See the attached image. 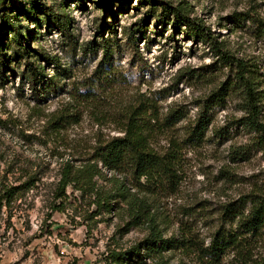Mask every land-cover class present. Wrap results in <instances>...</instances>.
Instances as JSON below:
<instances>
[{"label":"rangeland","instance_id":"obj_1","mask_svg":"<svg viewBox=\"0 0 264 264\" xmlns=\"http://www.w3.org/2000/svg\"><path fill=\"white\" fill-rule=\"evenodd\" d=\"M162 2L204 36L173 16L163 25ZM4 15L58 93L35 97ZM260 21L264 0H0V264H264V228L240 227L264 195V150L243 88L218 93L244 65L264 123ZM134 113L169 163L160 178L95 159ZM200 117L209 126L196 137ZM153 228L166 249L146 246ZM232 236L215 258L214 239Z\"/></svg>","mask_w":264,"mask_h":264},{"label":"trees","instance_id":"obj_2","mask_svg":"<svg viewBox=\"0 0 264 264\" xmlns=\"http://www.w3.org/2000/svg\"><path fill=\"white\" fill-rule=\"evenodd\" d=\"M161 4L162 13L159 15L158 19L161 23H163V25L166 23L165 20L168 18V16H173L175 20V28H178L181 25H186V27H193L192 31L194 36H204V30L202 29L201 25H198L195 19H190L188 15L184 14L180 10L170 9L164 2ZM3 19L4 25L6 27L12 26V31H14L20 44L19 52H22L23 56L27 58L26 68L24 69L21 76L24 80L29 82L35 93V97L38 100H43L50 93H58L60 90H62L60 80H58L56 77L47 78L44 74V69L41 64L34 66L30 62L31 55L30 51L28 50L31 49L30 39L26 38V35L22 33L21 28L14 27L6 15H4ZM57 23L63 29L67 28L66 23L60 20H57ZM105 25L107 28L111 27L110 23L107 21L103 24V26ZM258 30L262 36H264V21H260ZM216 52L219 55H222V59L225 58V64H234L231 60L232 55H230L228 52L222 51V49L217 46ZM237 67L239 69L236 73L234 82L223 83L219 88L218 93L220 94L219 96L221 98L223 91H229L236 86L243 88L246 98L249 100L247 103V108L249 110L248 112L250 114L248 116V123L254 128L256 132H258L259 135L257 142L264 150V123L259 121L260 110L258 107V91L256 89L255 92L254 88L252 87L253 82L250 81V79H247L245 76L246 71L241 69H245L246 67L241 64H238ZM255 98L256 104L253 102V99ZM179 118L180 117H178V119ZM139 119L140 117L135 116L134 113L127 126L124 127V135L116 136L112 140L108 141L105 145L101 146L96 152L95 159H97V161L101 162L110 170H122L125 167H132L139 177L145 176L148 179L160 178L167 170L169 163L166 162L165 156H161L151 146V130L149 127H147L144 121L141 122ZM208 126L209 120H203V118L200 117L194 126V129L192 130V134L196 137H200L205 133V130ZM97 167V164H89L87 166V171L94 174L97 172ZM70 173V170H66L63 174L61 180V187L63 189H65L71 182ZM144 204L145 203L141 202L140 206L138 205L140 209H138L137 212L142 211L143 208H146ZM240 227L246 233L257 232L264 228V195L256 196V199H252V205L249 209V213L244 215L241 219ZM235 240V243H239L236 237H233V239H227L225 237L220 239L215 238L209 250L211 254L215 256V258H218L220 254L229 246V244ZM169 242L170 241L168 239H164L161 236L160 231H158L156 228H153L152 234L146 239V246L151 251L166 249L169 246Z\"/></svg>","mask_w":264,"mask_h":264}]
</instances>
